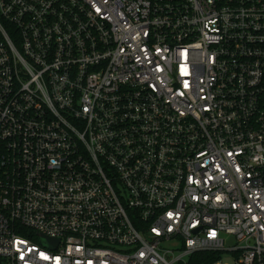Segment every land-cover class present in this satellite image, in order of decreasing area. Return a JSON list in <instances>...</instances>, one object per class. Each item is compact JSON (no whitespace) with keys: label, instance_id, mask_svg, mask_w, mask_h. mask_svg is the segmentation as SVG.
<instances>
[{"label":"built area","instance_id":"1","mask_svg":"<svg viewBox=\"0 0 264 264\" xmlns=\"http://www.w3.org/2000/svg\"><path fill=\"white\" fill-rule=\"evenodd\" d=\"M225 258L264 264V0H0V264Z\"/></svg>","mask_w":264,"mask_h":264},{"label":"water","instance_id":"2","mask_svg":"<svg viewBox=\"0 0 264 264\" xmlns=\"http://www.w3.org/2000/svg\"><path fill=\"white\" fill-rule=\"evenodd\" d=\"M41 241L43 245L50 247L52 249H54L57 245V241H50L49 239L44 238V237L41 238Z\"/></svg>","mask_w":264,"mask_h":264},{"label":"trees","instance_id":"3","mask_svg":"<svg viewBox=\"0 0 264 264\" xmlns=\"http://www.w3.org/2000/svg\"><path fill=\"white\" fill-rule=\"evenodd\" d=\"M206 257L208 258V257H210V255H198V256L194 257V260L197 258H206ZM203 263H205V262H203L201 260L196 262V264H203ZM208 263H210V261L206 262L205 264H208Z\"/></svg>","mask_w":264,"mask_h":264},{"label":"rangeland","instance_id":"4","mask_svg":"<svg viewBox=\"0 0 264 264\" xmlns=\"http://www.w3.org/2000/svg\"><path fill=\"white\" fill-rule=\"evenodd\" d=\"M231 260L229 258H225V263L230 264Z\"/></svg>","mask_w":264,"mask_h":264}]
</instances>
